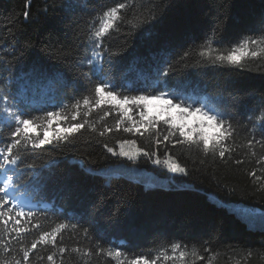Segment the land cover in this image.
Masks as SVG:
<instances>
[{
	"label": "trees",
	"instance_id": "16d2710c",
	"mask_svg": "<svg viewBox=\"0 0 264 264\" xmlns=\"http://www.w3.org/2000/svg\"><path fill=\"white\" fill-rule=\"evenodd\" d=\"M118 2L123 0H0V147L10 139L5 107L26 116L63 110L68 117L60 123L63 128L74 122L75 102L91 99V89L103 79L123 95L164 90L219 113L235 128L225 142L232 152L221 159L219 149L205 154L197 146L161 145L158 157L171 155L180 163L189 187H150L122 176L105 177L91 168L121 158L104 144L115 148L119 140L135 139L138 147L153 152L155 139L162 140L168 131L163 123L143 137L124 132L123 126L116 131L115 110L100 120L103 110L94 109L87 119L95 131L86 125L66 141L22 151L15 171L0 169L12 176L17 201L35 203L23 208L35 214L32 223L39 222L40 228L29 224L21 243L30 246L41 232L68 225L57 235L56 248L38 245L30 264H51L47 255L52 252L61 264L60 246L69 249L63 264H128L135 256L151 259L162 252L173 259L158 264H264V229L248 227L209 198L213 194L264 211V163H257L264 149L246 146L252 136L264 141L259 119L264 113V53L247 58L243 68L213 64L199 54L201 46L211 43L214 59L246 37L264 36V0H127L130 7L96 48L92 32L98 17ZM185 52L189 56L181 59ZM89 59L103 72L94 74ZM83 111L82 106L80 122ZM105 124L113 131L100 136ZM153 159L141 155L139 166L158 171ZM252 171L261 179H253ZM173 244L181 246L176 253ZM12 245L10 255L0 249V264L21 258L20 244L13 240ZM101 247L123 255H83ZM180 251L188 254L183 261L176 259Z\"/></svg>",
	"mask_w": 264,
	"mask_h": 264
},
{
	"label": "snow or ice",
	"instance_id": "6c2138e0",
	"mask_svg": "<svg viewBox=\"0 0 264 264\" xmlns=\"http://www.w3.org/2000/svg\"><path fill=\"white\" fill-rule=\"evenodd\" d=\"M129 7L127 0H123V2H118L115 6L103 11L102 15L98 17V26L92 32V37L96 41V48L102 46L103 38L116 26L117 21L122 19V12ZM29 15L28 11L23 13L25 19H28ZM261 45H264V36L260 38L246 37L232 46L227 51V54H217L214 59L212 58V53L216 50L212 48L211 43H208L206 48L201 46L202 50L199 54L202 57L211 59L213 64L220 63L235 68H243L244 61L247 58H256L264 53V47H261ZM188 56L189 53L185 52L181 59H185ZM99 58L100 53H96V59ZM87 62L92 65L91 71L94 74L103 72L102 67L98 68L96 66L95 59H89ZM162 75L167 77L168 71L165 70ZM91 94V99L89 96H84L82 100L75 102L72 107L76 111L71 116V120L74 122L63 128L60 127V123L68 120V117L62 114L63 110L49 111L44 116H26L24 113L5 107L4 111L9 117L8 123L11 131L9 141L4 147H0V169L5 172L15 171V166L21 162L20 154L22 151L31 150L34 152L51 145L53 141H66L69 136L79 133L86 125L95 131V126L89 123L87 119L94 109L103 110L100 120H104L112 114V110H115L118 115L115 121V130L120 131L123 126L124 132L137 134L141 137L144 136L145 132L155 130L161 123L167 125L168 135H164L162 140L159 138L155 139V151L148 152L144 148L138 147L135 139H122L117 141L119 153L113 147L104 144V148L113 156L119 155L129 160H136L141 155L149 159L155 157L153 162L157 165L163 163L169 172L186 174V169L176 162L171 155L161 161L157 155L161 145H164L165 148H167L169 143L173 147L176 145L197 146L205 154L209 152L216 153L217 149H219L218 155L221 159L226 157V153L230 154L232 152V149L225 144L235 133L232 123L226 121L222 115L213 112L204 105L189 104L180 95L164 90L150 94L123 95L118 93L110 82H106L103 79L94 84ZM7 99V97L3 98L5 103H7ZM82 106L85 111H83V122H80ZM191 117H196L192 124L188 122ZM259 119L261 120V127L264 128V113ZM125 121L128 122L126 126H124ZM53 122L56 123L55 128H53ZM209 129L214 130V132L209 134ZM112 131L113 128L105 124L99 135L104 136ZM49 132L52 133L51 136ZM170 137L175 138L174 143L170 140ZM256 145H260L264 149V141L256 140L254 136L247 140L246 146L248 148L254 149ZM251 154L253 156L256 155L254 151ZM241 162L240 160L236 161V163ZM257 163H264V155L259 157ZM249 175L255 180L261 179V177L256 175L255 171L250 172ZM12 189L13 178L12 176H7L2 186H0V226L3 229V235L0 236V249L10 255L13 251L12 241L16 240L20 244L19 251L22 255L19 260H15L14 264H30L31 256L35 255L38 245L50 244L53 248H56L57 235L66 229L68 225L66 223H58L51 231L41 232L38 239L33 240L30 246H25L21 241L23 234L30 231L28 225L31 224L32 228L39 229L40 224L39 222L32 223L35 214L30 210L27 212L24 210L23 206L16 200ZM72 227L76 228L77 225L74 224ZM83 232L87 236L88 230L83 229ZM171 248L172 253H176L181 246L173 244ZM68 251L69 249L66 246L58 248L61 264H63L64 254ZM71 251L80 252V249L72 248ZM93 254L98 256L106 255L109 258L117 259L123 255L119 249L106 250L102 247L98 248L95 253L91 249L83 252L84 256ZM56 255V252L48 254L47 261L51 262V264H56L54 259ZM187 255L185 251H180L176 259L183 261ZM192 255L197 257V259H204V257L198 256L195 251L192 252ZM38 259L43 260L44 257L41 256ZM161 259L168 261L173 259V257L169 256L167 252H162L151 259L144 255H139L131 258L128 264H158Z\"/></svg>",
	"mask_w": 264,
	"mask_h": 264
},
{
	"label": "rangeland",
	"instance_id": "374dc122",
	"mask_svg": "<svg viewBox=\"0 0 264 264\" xmlns=\"http://www.w3.org/2000/svg\"><path fill=\"white\" fill-rule=\"evenodd\" d=\"M196 117L189 118V123H194ZM55 128V127H54ZM214 130L209 129V134H212ZM51 136L52 133L49 132ZM117 153H119V145L117 143L114 148ZM127 150V149H126ZM120 157L119 155H116ZM119 161H114L112 163L101 166L97 169H92L90 171L95 172L97 174L103 175L105 177L111 176H122L133 181L140 182L145 186L150 187H168V186H176V187H189L190 184L185 181L182 176L185 174L171 173L167 170V168L161 163L160 165L155 164L158 171L148 170L146 168L139 166L140 156L137 157L136 160H129L125 157H120ZM167 157L161 159L163 161ZM155 159V158H154ZM165 170L166 173H160V170ZM6 178L0 175V183L3 184V181ZM209 198L217 203L218 205L224 206L229 210L233 211L239 218H241L248 227L253 229H264V211L260 209H255L252 206H248L242 203L237 202H229L225 201L216 195L209 194ZM178 261H175V264Z\"/></svg>",
	"mask_w": 264,
	"mask_h": 264
}]
</instances>
